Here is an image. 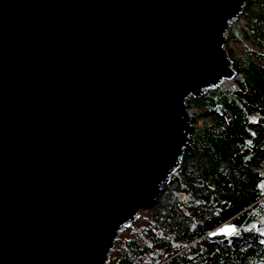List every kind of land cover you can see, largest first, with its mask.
Listing matches in <instances>:
<instances>
[{
	"label": "water",
	"instance_id": "obj_1",
	"mask_svg": "<svg viewBox=\"0 0 264 264\" xmlns=\"http://www.w3.org/2000/svg\"><path fill=\"white\" fill-rule=\"evenodd\" d=\"M245 5L0 0V264H109L191 147L190 99L241 77Z\"/></svg>",
	"mask_w": 264,
	"mask_h": 264
},
{
	"label": "trees",
	"instance_id": "obj_2",
	"mask_svg": "<svg viewBox=\"0 0 264 264\" xmlns=\"http://www.w3.org/2000/svg\"><path fill=\"white\" fill-rule=\"evenodd\" d=\"M230 26L225 47L242 79L190 99L191 147L109 264H264V0H246ZM226 225L231 234L212 236Z\"/></svg>",
	"mask_w": 264,
	"mask_h": 264
},
{
	"label": "rangeland",
	"instance_id": "obj_3",
	"mask_svg": "<svg viewBox=\"0 0 264 264\" xmlns=\"http://www.w3.org/2000/svg\"><path fill=\"white\" fill-rule=\"evenodd\" d=\"M239 18V17H238ZM237 18V19H238ZM236 19V20H237ZM236 20H234V21H232V23H231V25L234 23V22H236ZM231 27V26H230ZM230 29V28H229ZM227 35H228V32H227V34H226V37H227ZM226 44H227V41H226ZM238 49L240 48V47H237ZM236 48V49H237ZM236 79H242L241 77H237V78H235L234 80H236ZM234 82V81H233ZM221 86H223L224 88H235V85L234 84H232L231 86H226V84L225 83H223ZM141 214V213H140ZM139 217V216H138ZM136 221V220H135ZM135 221H133V222H135ZM133 222H130V223H128L123 229H122V231L120 232V235L123 233V231L124 230H126L127 228H129L130 227V225L133 223ZM262 231L264 232V229L262 228ZM114 250V249H113ZM111 255V254H110Z\"/></svg>",
	"mask_w": 264,
	"mask_h": 264
},
{
	"label": "bare ground",
	"instance_id": "obj_4",
	"mask_svg": "<svg viewBox=\"0 0 264 264\" xmlns=\"http://www.w3.org/2000/svg\"><path fill=\"white\" fill-rule=\"evenodd\" d=\"M235 78H237V77H234V78H232L230 80H224L223 83H225L226 86H231L232 84H234L233 81H234Z\"/></svg>",
	"mask_w": 264,
	"mask_h": 264
}]
</instances>
